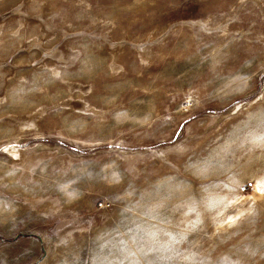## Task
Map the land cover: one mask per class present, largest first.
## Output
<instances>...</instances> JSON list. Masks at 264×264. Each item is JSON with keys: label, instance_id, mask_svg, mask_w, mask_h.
Wrapping results in <instances>:
<instances>
[{"label": "rangeland", "instance_id": "rangeland-1", "mask_svg": "<svg viewBox=\"0 0 264 264\" xmlns=\"http://www.w3.org/2000/svg\"><path fill=\"white\" fill-rule=\"evenodd\" d=\"M262 136L264 0H0V264H264Z\"/></svg>", "mask_w": 264, "mask_h": 264}, {"label": "crops", "instance_id": "crops-1", "mask_svg": "<svg viewBox=\"0 0 264 264\" xmlns=\"http://www.w3.org/2000/svg\"><path fill=\"white\" fill-rule=\"evenodd\" d=\"M190 118H192V117H190ZM186 120L189 121L190 119H186ZM183 123H184V126H183ZM183 123H181L180 126L178 127V129L174 132L173 137L175 134L181 135L182 133H183V135L185 134L187 137L185 139L183 138L184 140L176 141V142H173L171 144L168 152L165 151V153H164V156L165 157L167 156V158H168V156H171L172 154L184 155L185 152L187 150H189L190 147H192V145L194 144L193 140L196 137V135H198V131L194 130L192 127V124H189V122L184 121ZM218 128L219 127H217L216 129H218ZM175 139H177L176 136H175ZM162 140H165V139H162Z\"/></svg>", "mask_w": 264, "mask_h": 264}, {"label": "snow or ice", "instance_id": "snow-or-ice-1", "mask_svg": "<svg viewBox=\"0 0 264 264\" xmlns=\"http://www.w3.org/2000/svg\"><path fill=\"white\" fill-rule=\"evenodd\" d=\"M260 139H261V140H264V136L260 137ZM226 222H227V221H226ZM152 235H153V237H154V234H152Z\"/></svg>", "mask_w": 264, "mask_h": 264}]
</instances>
